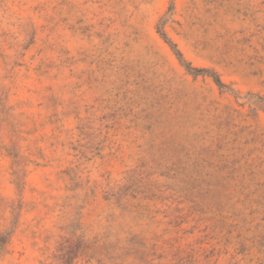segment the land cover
Instances as JSON below:
<instances>
[{
	"label": "rangeland",
	"instance_id": "obj_1",
	"mask_svg": "<svg viewBox=\"0 0 264 264\" xmlns=\"http://www.w3.org/2000/svg\"><path fill=\"white\" fill-rule=\"evenodd\" d=\"M0 264H264V0H0Z\"/></svg>",
	"mask_w": 264,
	"mask_h": 264
}]
</instances>
